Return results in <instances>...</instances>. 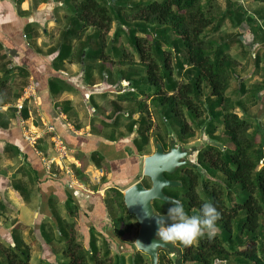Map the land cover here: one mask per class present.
Masks as SVG:
<instances>
[{"label": "trees", "instance_id": "obj_1", "mask_svg": "<svg viewBox=\"0 0 264 264\" xmlns=\"http://www.w3.org/2000/svg\"><path fill=\"white\" fill-rule=\"evenodd\" d=\"M129 1L132 0H63L66 8L74 11L75 19L63 34L58 58H67L73 40L82 37L90 27L94 28V32L89 39L95 37L102 40L98 45L101 47L94 50V54L102 55L104 37L116 21L120 25L114 33V47L118 48L116 41H119L120 33L126 31L122 28L127 24V37L139 50L148 82L154 87L147 93L153 96L154 105L163 108L160 113L162 121L176 126L177 137L184 143L196 135L193 124L197 123V119L209 114V120L204 122L206 132L224 143H208L200 147L198 164L206 171L202 180L201 173L194 171L191 165L183 167V172L178 171L183 173L182 178L179 173L168 175L180 179L183 188L177 192L165 189V192L179 199L189 215H198L204 202H211L222 214V219L217 222L219 234L211 242L201 238L190 247L180 245L181 258L176 260L177 263L264 264V128L248 118L250 113L244 101L253 98L256 104L261 103L259 112L264 114V101L260 96L264 90V79L248 91L245 80L238 77L239 90L243 95L238 100L228 96L236 67L240 64L231 50L243 41L241 37H216L226 20L235 27L248 23L256 38L254 43L257 46L252 57L253 74L257 73L259 68H264V65L261 66L264 60V46L261 47V42L264 45V6L253 15L249 11H234L231 8L220 13L215 9V0ZM255 1L264 3V0ZM131 19L137 23L128 24ZM139 32L152 37L150 45L156 56L150 55V48H145L147 35H138ZM175 71L185 79H177ZM10 80L8 71H0V109L20 97V94L12 93ZM206 87L210 89L208 92ZM142 93L146 91L142 90ZM139 107L150 114L146 103L141 102ZM237 108H241L244 116L236 111ZM23 111L27 117V109ZM139 122L135 146L141 154H148L145 151L150 145L152 120L150 116L143 115ZM7 125L1 126L6 128ZM218 126H222V136L215 135ZM9 146L16 153L20 151L15 145ZM216 172H220L223 178L217 177ZM16 188L26 196L21 183ZM115 192L122 198L120 205L127 214V220L117 228V234L123 239L133 225L130 218L134 215L127 211L124 194ZM161 202L154 201L156 209L167 213L160 209ZM162 203L170 206V203ZM67 207L70 214L76 212V206L71 202L67 203ZM7 210L0 199V216ZM52 213L59 228L57 237L66 244L64 251L69 257L68 264H111L107 259L110 253L107 241L104 254L100 256L95 236L86 247L76 237L75 224L64 221L57 210ZM21 226L19 224L13 229L14 245L0 241L3 264H32L30 246L17 234ZM231 253L235 256L232 261L229 260ZM165 257L166 253L160 254L159 264H172L171 259ZM132 264H146L144 255L138 252Z\"/></svg>", "mask_w": 264, "mask_h": 264}, {"label": "crops", "instance_id": "obj_2", "mask_svg": "<svg viewBox=\"0 0 264 264\" xmlns=\"http://www.w3.org/2000/svg\"><path fill=\"white\" fill-rule=\"evenodd\" d=\"M74 19V11L63 0H0V71H8L12 93L20 94L0 109V199L8 209L0 216V241L13 245V229L22 225L17 234L30 246L31 261L36 255L38 264H59L54 210L64 221L75 224L77 234L83 233L86 247L93 236L99 251L101 241L109 243V234L118 240L106 195L111 190L123 193L142 178L141 158L146 153L138 151L135 141L140 118L147 110H140L139 105L146 103L152 113L154 104L147 92L136 97L128 90L130 84L137 86L136 72L121 77L109 66L111 56L94 54L101 46L89 39L93 27L73 40L67 58H58L63 34ZM30 81L37 85L38 104H33V116L28 113L26 117L23 111L26 122L22 123L16 105ZM122 113L130 121L120 118ZM45 123L55 127L71 150L67 159L53 165V172L41 164L38 154L52 153L50 135L36 145L23 136L25 125L40 131ZM112 124L119 125L117 138L105 131ZM10 144L20 151H13ZM73 169L81 172V181ZM19 183L25 197L16 188ZM69 202L76 206L73 215L67 211ZM121 245L123 249L125 245Z\"/></svg>", "mask_w": 264, "mask_h": 264}, {"label": "rangeland", "instance_id": "obj_3", "mask_svg": "<svg viewBox=\"0 0 264 264\" xmlns=\"http://www.w3.org/2000/svg\"><path fill=\"white\" fill-rule=\"evenodd\" d=\"M134 1L147 2L150 0H132L129 2L131 3ZM215 6H216L215 9L220 11V13H223L228 8H231L234 11L235 10L247 11V12L249 11L253 15H256L257 11H260V9L263 8L264 3L260 2V1H255V0H215ZM65 11H68V10L66 9ZM252 14H250V15H252ZM136 23L137 22L136 21L133 22L132 19L128 22V24H130V25H132V24L135 25ZM119 25L120 24L117 21L114 22L112 29L110 30L109 34H106V36L104 37L103 43H104V45H107L104 52L106 53V56H108V57L111 56L110 62L112 63V65L110 64L109 66L112 70H116V73H118L119 76L123 75V77L124 76L126 77L127 76L126 73H131V72H136L138 74L135 76V79H136V82H139L140 84H138L137 86L130 84V85H128V90H130V92L132 91V93L136 97H141L144 95V93H142V90L146 91V92H151L154 89V87L148 82L146 67L144 64H142L140 62L141 58H140L139 50L137 48H135L130 43V41L127 37V35H128L127 31L129 32L127 24H125L122 28L126 31L120 33L119 38H118L119 41H116V44H119V47L118 48L114 47V43H115L114 42V37H115L114 33L118 29ZM251 31L252 30H251L250 26L248 25V23H243L242 25L235 27L234 25H232L230 23L229 20H226L225 23L223 24L222 29L219 32V34L216 35V37L218 39L241 37L242 41H243V43L241 42L242 44L238 43L231 50L232 54L240 62V64L236 67V76H235L234 80L232 81L231 87L228 89V92H227V95L232 97L234 100L240 99L241 96L243 95L241 90H239L238 77L243 78L245 80L246 85L248 87L247 88L248 91H250V89L252 87H254L255 85L261 84L263 82V79H264V68H259L257 73L253 74L254 59L252 57V54L254 55L255 48L257 45H255V43H254L256 41V38L254 37V35ZM138 35H142V36L147 35L148 42L145 43V48L147 50L150 48L152 51V52L148 51L150 53V55L156 56V54L154 53L155 51L152 50L151 45H150L152 43V42H150V41H152V37L149 36V34H146V33L144 34L142 32H139ZM92 40L96 41L97 39L95 37H92ZM97 41L100 42L102 40H97ZM243 44L245 45V48H244ZM262 46H264V45L261 42V47ZM113 58L118 60L119 63H114ZM263 65H264V60L261 63L262 67H263ZM121 71H123V72L120 73ZM175 77L177 79H182V80L185 79V77L183 75H179L177 71H175ZM205 89H206V92H208L210 90L207 87ZM260 96H261V99L264 101V90L260 92ZM243 97H245V96H243ZM144 99H146V98H143L142 100H144ZM244 101L246 102V106L248 107V109H249L248 111L250 113L249 114L250 116L248 118L250 120H252L255 125H256V122L257 123L259 122V124H260L259 126L264 128V114H262V111L259 112V109H261V103L257 102V104H256V102H254L253 98L251 99V101H247L246 99H244ZM147 109H148V107H147ZM151 109H152L151 110L152 113L143 114L146 116H150L151 118L153 117L155 119V121H153L151 119L152 120V128L149 131V135H150L151 140H150L149 147H147V150L145 151V152H149L148 154H150L154 151L153 144L155 143V140L162 139L163 136H165L167 133L170 132V134H172L173 137L178 138L177 137V127L174 125H171V123H169V122H166V121L163 122L162 121L160 113H161L163 108L160 109V106H156L153 104V106L151 105ZM236 111L240 115H243L241 108H237ZM121 116L124 118L125 122L130 121L128 119V117L125 116L124 113L120 114V118H121ZM209 117H210L209 114H205V116L197 119V123L193 124L195 126L196 135L193 138H190L187 142H184V145L187 148L188 147L189 148L190 147L199 148L202 145H206L208 143H214V144L220 143V145L224 144V143L219 142L218 140L213 139L210 136V134L206 132V130H205L206 125L204 124V122L209 120ZM102 124L104 126H106L105 122H103ZM124 124H126V123H124ZM118 127H119V125H117V124L116 125L115 124L108 125L106 127L105 131H107L109 133L108 135H110V133H114L115 136H112V137L117 138L118 135L120 134V132H119L120 130H118ZM115 128L117 130H115ZM221 131H222V126H218L217 131L215 132V135L222 136ZM50 149L52 152L51 153L52 156L58 155L57 152L53 149V146L52 147L50 146ZM148 154H145V155H148ZM70 157H72V155ZM197 157H198V152L196 151V154L193 157V159L197 163L194 165H191V167H193L194 171H198L201 173V180H202L203 175L206 174V171L201 165L198 164V158ZM70 160H72V158ZM142 160H143V157L141 158V161ZM54 169H55V166H54ZM73 170L75 172L74 173L75 177L78 178L79 181H81L83 179V175L80 174L81 172L79 171L80 173H78L75 171V169H73ZM178 173H179V176H182L181 172H178ZM216 174H217V177H219L221 179L223 178V176L220 172H216ZM143 182L146 185L150 184V180L147 177L143 178ZM182 188H183V186H181V187H167L166 190L169 192H174V191L177 192V191H181ZM92 189H94V186ZM179 193H180L181 197H183V194L181 192H179ZM106 197H107V202L109 204L110 215L112 217V221H114L113 226L117 225V227H119L120 225H122L121 224L122 220L123 221L127 220V214L125 213L124 209L122 208V205H120V204H122V202H121L122 198L118 197L116 195V192L113 190H111V192L109 191L108 194L106 195ZM162 202H164V201H162ZM162 202L160 203L161 204L160 209L162 211L167 212V209L170 206H166ZM67 211H68V208H67ZM67 213L68 212H66V214ZM130 221L133 223V225H132V227H130V230L128 231V233H126V235L123 239L118 237V240H114L115 238H113L112 235L109 234V237H111V238L108 240L109 243L107 244V246L109 247L110 253H109L107 259H108V261L111 262V264H132L134 255H136L138 252H141L134 245L135 237L137 236V227L136 226H138V222L134 216H131ZM106 225L107 224H105V226ZM79 231H80V233L82 232L81 230H79ZM29 237H30V235H29ZM76 237H77L78 241L82 242L83 245L86 246L87 243L86 242L84 243L83 233L77 234V232H76ZM1 240H3V239L1 238ZM4 243L6 245H8L7 241H5ZM121 244L125 245V247L123 249L121 248V246H122ZM57 245H59V250H58V252H59V257H58L59 264H68L69 263V257L67 256V254L64 251V249L66 247L65 242L59 241V243ZM177 246L180 247L179 244H177ZM99 247L101 249L100 255L103 256V254H104L103 252L106 249L105 248L106 245H104L101 241V244L99 245ZM141 253L144 255V257L146 259V264H151L152 261H151L150 256H148L147 254H145L143 252H141ZM165 258L171 259L172 264H178L176 261L177 260L176 256H170L166 253ZM33 259L34 260L31 261V263L32 264H38L36 255L34 256ZM234 259H235V256L231 253L229 256V260L232 261ZM216 264H222V263L217 262Z\"/></svg>", "mask_w": 264, "mask_h": 264}, {"label": "water", "instance_id": "obj_4", "mask_svg": "<svg viewBox=\"0 0 264 264\" xmlns=\"http://www.w3.org/2000/svg\"><path fill=\"white\" fill-rule=\"evenodd\" d=\"M196 151H199L198 148H187L184 143L173 137L170 139L168 151L164 150L160 141H156L154 151L145 155L141 162L143 177L123 191L127 211L134 215L139 225L134 245L139 251L150 256L151 264H159L161 251L170 256H176L177 260L181 258V249L177 245L156 242L155 216L166 215V213L158 212L154 201L170 203L173 199L178 200L166 194L164 189L181 187L183 182L179 179H170L165 173L173 174L181 167L196 164L193 159ZM144 177L149 178V186L143 182Z\"/></svg>", "mask_w": 264, "mask_h": 264}, {"label": "clouds", "instance_id": "obj_5", "mask_svg": "<svg viewBox=\"0 0 264 264\" xmlns=\"http://www.w3.org/2000/svg\"><path fill=\"white\" fill-rule=\"evenodd\" d=\"M222 214L211 202L201 205L198 215H189L179 200H171L166 215H156V242L190 247L199 239L211 242L220 232Z\"/></svg>", "mask_w": 264, "mask_h": 264}, {"label": "built area", "instance_id": "obj_6", "mask_svg": "<svg viewBox=\"0 0 264 264\" xmlns=\"http://www.w3.org/2000/svg\"><path fill=\"white\" fill-rule=\"evenodd\" d=\"M33 104H38V88L34 82L30 81L23 89L21 98L16 105L17 115L22 123L26 122V119L23 116V110L25 108L28 110L29 115L33 116ZM46 135H50L53 149L58 155H45L40 151H38V154L41 157L45 168L53 172V165L59 162L61 163L67 159L71 150L66 146L60 133L50 123H45L44 127L40 131H33L29 126H24L23 136L31 145H36L38 140ZM102 172L103 170H101V173ZM68 173L72 174V171L68 170Z\"/></svg>", "mask_w": 264, "mask_h": 264}, {"label": "flooded vegetation", "instance_id": "obj_7", "mask_svg": "<svg viewBox=\"0 0 264 264\" xmlns=\"http://www.w3.org/2000/svg\"><path fill=\"white\" fill-rule=\"evenodd\" d=\"M173 136H172V134H170V132L169 133H167L165 136H163V138L162 139H158V140H155V143H156V141H160L161 143H162V145H163V147H164V150L165 151H168L169 150V148H170V139L172 138ZM173 138H175V137H173ZM176 139H178V138H176ZM179 140V139H178ZM180 141V140H179ZM155 143H154V149H155ZM200 149V147L198 148V150ZM197 163V162H196ZM185 167V166H184ZM180 170H182V172H183V167H181V168H179L175 173H178V171H180ZM181 172V173H182ZM175 173H173V174H168V173H165V175H166V177H168V178H170L168 175H175ZM183 174V173H182ZM179 176V175H178ZM179 177H181V176H179ZM170 179H176V178H170ZM180 180V179H179ZM148 185V184H147ZM150 185V184H149ZM148 185V186H149ZM166 189V188H165ZM165 189H164V191H165ZM166 193V192H165ZM167 194V193H166ZM180 197H181V195H180ZM179 200V199H178ZM158 211V210H157ZM159 212V211H158ZM161 213V212H160ZM179 247V246H178ZM180 248V247H179ZM181 249V248H180ZM163 253H166V252H164V251H161V253L160 254H163Z\"/></svg>", "mask_w": 264, "mask_h": 264}]
</instances>
